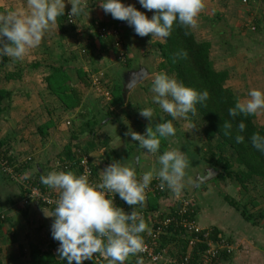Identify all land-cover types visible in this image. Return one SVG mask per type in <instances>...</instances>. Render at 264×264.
<instances>
[{
    "label": "clouds",
    "instance_id": "obj_1",
    "mask_svg": "<svg viewBox=\"0 0 264 264\" xmlns=\"http://www.w3.org/2000/svg\"><path fill=\"white\" fill-rule=\"evenodd\" d=\"M66 2L72 5L71 17L81 15L85 10L84 0H27V11L23 9L0 12V57L7 56L23 61L31 49L39 47L45 34L57 24L58 17L65 13ZM140 5L155 14L149 18L134 5H125L123 0H100V7L113 19L127 21L141 37L161 39L172 34L174 24L187 29L198 26V17L205 8V0H139ZM179 58L186 59L188 53L180 51ZM152 102L172 119L161 120L153 127L154 109L145 107L140 115L150 121L146 131L141 134L132 131L133 141L150 154L160 152L161 142L176 135L173 121L187 119L189 113L197 112V104L204 103L209 93L185 85L174 75L160 72L151 84ZM264 111V89L254 88L248 92L246 100H238L229 109V116L245 117ZM225 135L230 134L232 123L224 121ZM246 124L241 121L235 137L237 143H244ZM253 148L264 153V135L259 132L250 137ZM152 170L138 176L134 167L113 161L102 172L100 182H92L87 174L68 171H51L40 177V182L50 189L58 190L59 199L52 215L51 226L54 240L59 242L58 254L67 264H83L94 254L106 258L109 264H125L130 257L145 250L142 233L147 225L135 211L126 212L115 203V196L127 205L142 206L145 191L153 179L160 181L161 190L172 191L177 196L183 190L184 178L189 161L179 149L164 151L158 156ZM51 203V202H49ZM140 264V262H138Z\"/></svg>",
    "mask_w": 264,
    "mask_h": 264
},
{
    "label": "rangeland",
    "instance_id": "obj_2",
    "mask_svg": "<svg viewBox=\"0 0 264 264\" xmlns=\"http://www.w3.org/2000/svg\"><path fill=\"white\" fill-rule=\"evenodd\" d=\"M123 2L125 3V5H134L138 10L144 12L149 18H151L155 14L154 10L149 11L147 9H144L140 5L139 0H123ZM7 3L8 4L12 3L15 5L19 4L22 6V9L24 11H27V0H0V8L1 7L6 8L8 6ZM84 3L86 5L84 12L81 15L74 17V22L72 24L69 23L66 18L67 14L71 12L72 5L66 2L65 13L63 16L64 17L63 31L59 28V26L58 29H56V26L52 27L46 33L47 44L44 45L41 44L39 46L38 51H37L38 47L35 48L34 49L35 52L32 57H35L39 60H43L44 62L45 59L44 55L50 57L53 55H57L58 57H60L61 54H65L66 57L73 59L70 60L71 63L74 62L75 64H77V66H80L81 68H85V70H88L90 72L92 77L98 75L99 73H103L101 74V79H102V77H104V73H107L109 78V80H107L108 82L107 84H109V86H112L113 88V84L115 86L117 81L123 83L122 78L123 75L125 74L124 71L127 70L128 72V67L126 65L128 62L127 61L122 62V60L119 59L118 51L115 50V45L113 42L110 43L105 42L104 44L105 45L104 48L109 47L110 49V47H112L113 50H115L114 52L107 49L108 51L107 55L109 56L110 59L109 68L105 67L103 63L100 62L99 65H96L97 62H95V60L92 61L93 64L89 63L88 61H91L92 59L86 58L85 54H89V52L87 51L88 53H85V50L86 48L90 47V45L94 44L95 40H99L97 38V36H100L98 34L99 30L97 33L98 24L105 22L106 27L110 29H117V31L121 32L123 37H126L125 30H123L124 27L125 26L129 27V30L132 31V37L131 40L126 39V42L124 40V45L127 47L126 49L129 58H131L132 56L134 57V59L135 58L137 59L136 61L133 60L131 66L133 67L138 66V68L147 69L148 64H151V67L153 69L149 72L150 74L148 75V77L144 79L142 82H140L139 83L140 85L138 84L139 87H137L131 94H129L130 92L128 93L127 100L125 101L124 105L123 104L118 106L114 105L112 103V93H111V99L106 100L104 95L103 97L105 99L103 97L98 99L95 96V91L91 89L88 91V95L86 96V98L89 99V101H87L89 110H91V112L93 113V111H96L95 109H97L98 113L96 115L97 117L100 118L99 119L100 121L99 120L95 121V124L97 123V125L93 126V130L97 134H99L100 132L103 133L102 129H100L99 127V122L102 123V117H107L106 123L112 124L114 128L113 127L110 128V131H108L109 129L108 130L105 129L104 132L110 134L114 142H117L116 133L118 132V135H120L121 137L118 139V141L123 139L125 142V146L128 147L129 145V148H126L124 145L121 144V146H118L120 150L126 148L128 151L131 152V154H133L131 157L124 155L123 160L127 163L134 165L136 163L138 155L140 157L142 154V156L146 158L145 160L151 162L153 167L155 166L156 168H159L157 159L160 154L170 149L181 150L186 155L189 161V165L186 169V176L183 181L184 187L182 190V194L180 195L186 197L195 196L197 197V199L195 200L197 202H200L202 198V186L206 184L203 183L205 181L204 180L205 176L202 175H204L203 172H205L206 170L205 166H211V164L207 162V159H205V157H207V155L209 156L210 154H212V152L218 154V158L220 159L219 166L216 167L212 166V167L218 170L217 171L218 173L214 177L217 178L219 175V178H221L227 174L226 170L224 169L225 166L228 165L227 169L233 172V174L235 173V171L237 172L242 167L238 163L237 155L235 154V152L232 151L231 148L220 150L219 143L221 142V140L218 137H215L211 140L208 139V137L204 134L205 124L202 122L201 117L198 114V111L194 116L191 113H189L187 119L182 118L173 121L174 127L176 128V135L174 137H169L165 140H162L160 152L157 154H150L146 152L144 149H142L139 146L138 142L133 141L131 139L130 135H126V133L129 132V129L135 132H139L141 134H143L146 131L147 127L150 124V121L147 118H144L140 115V110L145 107H152L154 109V118L153 121L151 122L153 124V127L155 126L156 123L163 122L161 120V117H163V120L172 119L167 113H163L158 105L153 104L152 102L153 93L151 91L152 81L154 79V76L158 74L159 71L167 72L169 75H171L167 70L164 71L159 70V67L161 65V63L159 62L162 56L160 49L158 47V43L161 41H165V38L164 39L158 37L152 38L151 34L144 37L137 35L135 33L134 27L130 26L127 23V21L113 19L111 14H105L103 9L100 7V0H84ZM247 6L251 7V3L247 5L244 2V0H205V8L201 11L198 17V26L195 29H193L199 40H207L211 42L212 44L211 58L212 61L214 62L215 68L217 70L228 71L229 78L227 80V86H229L235 92L236 96L241 101L246 100L248 98V92L251 89L254 88L264 89V19L260 22L262 17H259L258 15L260 20L257 17V21H256V24H258V26L256 27L257 30L255 31L251 29L255 32H249V31L247 32L246 29L244 28V25H242V17H241V15L242 16L245 15L242 12H244V8H247ZM121 24H123V26L120 27ZM57 30H59L60 32ZM59 33L61 38H59ZM94 49L96 50L95 45H94ZM92 52L93 51L90 50V53ZM80 55L84 56L86 60L80 61L81 59L78 58V56ZM97 55L98 54L95 53V56ZM28 62L24 61V59L23 61L12 60L10 66L15 67L16 69H18L19 72H21L22 68L23 70H27L28 67L31 66L32 63H28ZM95 65L97 67H94ZM94 68L98 69L97 71L98 73L95 70L93 71ZM156 71L157 73L153 74V72ZM39 78L40 77L38 75L35 76V79L39 80ZM29 81L30 80L27 78L26 83ZM103 86L104 85L102 83L101 88ZM98 92L101 93L100 91ZM99 93H97L98 96H100ZM95 102L99 105V107L95 104ZM258 114L259 115L256 117L255 122L258 126H263L264 111H261ZM68 115L69 114L67 112L63 114L62 118H60V122H57V126L51 129L52 134L50 136L52 135L60 136L59 138L62 139V144H66L68 138L69 140L72 139V135L75 133L77 136L76 138H78V140L77 139L76 140L83 145V146L80 145L79 146L84 150L90 151L91 149L90 144L92 142L96 144L95 140L91 139L89 134L79 135L81 134L79 132V129L82 128L83 122L81 121V119L77 120L78 117L73 116V118H71L72 123L67 124L66 121L70 118V116ZM62 122L65 124L66 126L65 128L62 127ZM38 128H39V123L35 124V122H33L32 124L27 125L26 128L20 129V131H17L15 133L17 136H19V138H21L25 134L26 135L28 134V136L32 138L35 137L39 139V136L41 134ZM26 135L23 137H26ZM6 147L13 149L14 144L7 145ZM73 148L76 151V144L75 146H73ZM65 149L66 148L62 147V150ZM14 150L17 153V150L16 149ZM219 151L221 152V155L219 154ZM88 158L89 161L92 162L90 152L88 154ZM148 162L145 161L141 162L145 164L144 167H142V169L146 171L152 170L153 167H151L150 164H147ZM230 164L233 166V169H230ZM195 165H198V167L192 168ZM60 166L61 165L57 164V166H55L53 169H59V171H62V168ZM1 173L0 176L4 175L3 173L2 174ZM188 181L190 182L189 185H187L186 183ZM230 181L237 183L236 179L234 178L230 179ZM216 182L219 183H216V185L215 183H213L214 185L212 186H214L216 189L215 188L213 189V193H211L212 195L210 196V198L211 200L214 201H218L217 198L221 200L223 199L225 200V195L228 194L231 195V191H228L229 187L227 186L226 189L224 188L223 189L224 191L218 188L221 186H225L227 184L225 182H229V181L219 179V181ZM17 183L19 184V186H22L21 180H17ZM263 184H264V179L256 178L254 179V182H251V185H246V187L244 188L246 189L247 192L244 196L249 199L248 202L246 203L249 206V208L252 207L250 206V204L254 199L264 200V188H262ZM239 186L242 187L241 185ZM251 188H254L255 190L253 189L251 191ZM168 191L169 192L166 195L170 196L172 191L170 190ZM20 196L22 198H25L23 188H22V192L20 193ZM164 202L160 201L161 209L166 204ZM238 202L242 206H245L244 204L241 203L240 200H238ZM22 206L24 208L28 207L25 203H23ZM142 206L138 205L137 207L142 208ZM227 206L228 204L226 203L224 208H226ZM48 209L52 210L51 208ZM129 210L133 211L134 209H132L131 206ZM33 212L34 213L32 214L29 212V218L27 217L30 222L33 221L32 226L28 221L31 227V231H32L31 233L33 235L29 236L28 239L30 240L28 241L27 239L29 244L26 245L27 247H25V250L26 248L28 249L27 253L30 254V259H31V252L35 251L34 250L35 248L46 252L47 250L52 248V244L54 240L51 234V229L49 228L48 225L40 226V223L37 224L35 222L38 221V220H34L37 212L36 211ZM234 213L238 214V211H234ZM258 213L255 214L259 216L261 213L259 214ZM152 214L154 213L148 211L147 216L142 215L143 218L146 217V220L144 222L147 225V228L143 233L151 231L153 225L151 222ZM200 216H202V218L200 217L201 222L204 223L203 215ZM224 216L226 220L229 219L231 221L233 219V216L231 215L229 216L228 213H225ZM208 222L210 221L208 220ZM46 230H48L47 234L44 233ZM22 251L27 256V253L23 249ZM138 262H140V264H153L150 260H147L138 255L130 256L125 261V264H138ZM95 263H93L92 259L83 262V264H95Z\"/></svg>",
    "mask_w": 264,
    "mask_h": 264
},
{
    "label": "crops",
    "instance_id": "obj_3",
    "mask_svg": "<svg viewBox=\"0 0 264 264\" xmlns=\"http://www.w3.org/2000/svg\"><path fill=\"white\" fill-rule=\"evenodd\" d=\"M257 1L258 0H252L253 3H251V7L247 6V8H244V12L242 13L245 15H241L242 25H244V28L247 32H255L257 30L255 29V31H253L251 29L254 25L256 27L258 26V24H256L258 15L259 17H262L261 20L258 17L260 22L264 19V10ZM7 5L8 6L6 8L1 7L0 12L22 9V6L19 4L15 5L12 3H7ZM121 26H123V24H121L120 27ZM56 29H58L57 24ZM123 30H125V39L131 40L132 31L129 30V27L125 26ZM59 38H61L60 33ZM105 42L110 43L111 40H103L102 42H100V40H95L94 44L90 45L91 48H86L90 54V57L89 54H85L86 58L92 59L91 61L87 60L89 63H92V61L95 60V62H97L96 65H99L100 62L103 63L105 67L109 68L110 59L107 55V49L110 51L114 50L112 47H110V49L109 47L104 48L102 44ZM41 44H47L46 34L42 39ZM94 45L96 46V50L94 49ZM38 50L39 47L37 48V51ZM90 50L93 52L90 53ZM34 52V49L29 50L24 58V61H30L28 63L32 64L39 63V67L33 69L31 66H29L27 70H23L22 68L21 72H19L15 67L10 66L11 61L13 60L12 58L7 56L0 57V141L4 144V147L14 144L12 152L20 164V175L22 177L34 179L41 176H46L51 171H59V169L53 168L57 166L58 162L64 160L65 156H61L66 154V151L62 150V147H73L75 144L78 146H83L77 141L78 138H76L77 136L75 133L72 135V139L69 140L68 138L66 144H62V139L59 138L60 136H50L52 134L51 129L57 126V122H60V118H62L65 112H67L69 114L68 116H70V118L66 121L67 124L69 121H71L73 116L78 117L77 120L81 119L83 122L82 128L79 129V132L81 133L79 135L89 134L90 138L95 140L96 144L94 142L90 144L91 149L89 152L91 154L92 163L95 165V172H97V176L100 179L103 170L113 161H120L122 164L131 167L133 166L136 169L138 176H142L145 172H148L142 169L145 164L141 162H148V160H145L146 158L143 157L142 154L140 157L138 155L135 165L127 163L123 160L124 155L131 157L133 154H131V152L126 149L129 148V145L126 147L123 139L118 141V139L121 138L120 135H118V132L116 133L117 142H114L110 134L104 132L105 129H109L108 131H110V128L113 127L112 124L106 123L107 117H102V123L99 122V127L102 129L103 133H95L93 126L97 125V123L95 124V121L99 120L100 118L96 115L98 113L96 109V111H93V113L89 111L87 103V101H89L88 98L85 99V104L80 109L66 111L58 97L54 94L53 96L48 90L46 77L50 74L49 65H59L60 62H62V54L60 57L57 55H53L51 57L44 55L45 59L43 62V60L32 57ZM95 53L98 55L95 56ZM78 58L81 59L80 61L86 60L82 55L78 56ZM130 59L132 60V63L133 60H137L132 56ZM162 61L163 58H161L159 63H162ZM138 69H140L138 66L131 67L128 69V72H134ZM152 69L153 68L151 67V64H148L147 70L150 72ZM124 73L126 74L127 70L124 71ZM156 73L157 71L153 72V74ZM125 74L122 78L123 81ZM37 75L40 77L39 80L35 79V76ZM27 78L30 81L26 83ZM139 85L135 86L129 94L139 87ZM95 104L99 107L96 102ZM83 109H88V113L86 115L81 114ZM258 115L259 114H256V117ZM33 122H35V124L39 123L38 129L41 134L39 139L35 137L32 138L28 136V134H25L26 137H23L25 136L23 135L21 138L16 135L15 132L26 128L27 125H30ZM62 127H66L63 122ZM121 144L126 147L123 149L124 152L118 147L121 146ZM14 149L17 150V153ZM28 157H32V161H28ZM147 164H150L151 167H153L151 162H148ZM196 167H198V165H195L192 168ZM205 167L206 170L203 172L204 175L202 176H205L206 178L210 172V169L214 168L212 166ZM215 170L218 171L217 169ZM1 172L2 171L0 170V173ZM219 179L224 180L223 178H219L218 175L217 178L214 177L211 180H205L203 182L206 184L202 186V198L200 202L196 201L194 205L195 220L197 221L198 225L202 228L213 230L216 235L219 232V237L223 238L233 249L231 253L223 254L218 264H264V200L254 199L250 204L252 207L249 208V206L246 204L249 199L244 196L247 193L246 189L235 184L233 181H230V179H226L229 182H225L227 183L225 186L218 188L223 190L224 188L226 189L227 186L229 187L228 191H231V195L228 193L225 194H228L237 201L240 200L241 203L249 209L251 217L253 218V221H250L246 219L239 211L238 214H235L234 211H237V209L230 205L228 201L218 198V201L211 200L210 196L212 195L211 193H213V189L215 188L212 185H214L213 183H215V185L216 183H219L216 182L219 181ZM251 182H254V180ZM251 182H248L247 185H251ZM186 183L189 185L190 182L188 181ZM262 188H264V184L262 185ZM253 189L254 188H251V191ZM20 191L22 192V186H19L17 180L8 179L4 175L0 176V211L4 212L7 216V221L4 222L3 226L0 228V264H27L30 260V254L27 253L28 249L26 248L25 250V247H27L26 245L29 244V236L33 235L31 233L32 231L30 227V224L31 226L33 225V221L30 222L28 219L29 212L32 214L34 213L33 211H36L37 216L35 215L34 220L38 221L35 222L37 224L40 223V226L48 225L50 229L55 219L53 216H48L52 215L54 211L49 210L48 207H45L40 203L32 202L31 204L27 205L28 207L25 206L26 208H24L22 206L24 203V198L20 196ZM54 191L58 192V190ZM180 194H182V192ZM179 197H181V195L177 196L171 192L170 196H161L157 200L152 198L151 201L145 200L143 204L145 206H142V208L135 206L134 210L136 212H140V210L150 211V208L154 207L155 204L160 207V201L164 202L165 199V206H163L162 209L160 207L159 210L168 211L171 210V206L177 203ZM195 199H197V197H195ZM226 203L228 206L224 208ZM120 207H125V211L128 212L131 206L123 203L120 205ZM142 211L140 216L145 215ZM258 212L261 213L259 216L255 214ZM225 213H228L229 216H233V219L231 221L229 219L226 220L224 216ZM200 215H203L204 223L201 222L200 217L202 218V216ZM208 220L210 222H208ZM47 232L48 230H46L44 233L47 234ZM182 240L183 239H181L179 235H173L165 238V245L167 248H169L170 254L173 256L176 255L174 253H178V255L183 254V250H181L183 246ZM22 249L27 253V256L24 254ZM187 252H189L188 246L186 247L184 253Z\"/></svg>",
    "mask_w": 264,
    "mask_h": 264
},
{
    "label": "trees",
    "instance_id": "obj_4",
    "mask_svg": "<svg viewBox=\"0 0 264 264\" xmlns=\"http://www.w3.org/2000/svg\"><path fill=\"white\" fill-rule=\"evenodd\" d=\"M63 16L58 17L57 19V25L62 31L64 28ZM102 27H106L105 22L97 25V33L99 30L98 34L100 35L97 36V38L100 40V42H102L103 40H111L112 42L111 38H106L101 35L100 29ZM121 37L123 40H126L125 37L122 36V34ZM104 44L105 43H103L102 45L105 46ZM158 47L163 58L159 70H167L171 75H174L185 85L193 87L200 92L207 90L209 93L208 99L204 103L197 104L196 106L198 114L200 115L202 122L205 124L204 134L208 137L209 140L218 137L221 140V142L219 143V149L225 150L231 148L232 151L237 155L238 163L240 164V166H242L237 172L235 171L234 174L233 172L229 171V169H227L228 165L225 166L224 169L226 170L227 174L221 178H223L224 180L234 178L237 182L234 183L237 185H241L243 188L246 187L248 182H251L256 178L264 179V153H261L253 148L250 140V137L253 133L259 132L261 135H264V126H258L256 124V114L247 117L239 115L235 118L229 116V109L234 107L239 99L236 96L235 92L229 86H227V80L229 78L228 71L217 70L215 68L214 62L211 58V42L207 40H199L193 29H187L178 24H174L172 34L169 37L165 38L164 42H159ZM124 48L125 53L129 59L127 60L128 63L126 64L129 69L133 67L131 66L132 61L129 58L126 49L127 47L125 46ZM115 50L117 49L115 48ZM182 50L188 53L186 59L179 58L177 56V53ZM87 51L88 50L86 49L85 53H88ZM70 60L73 59H70L69 57H66L65 54H62V62H60L59 65H49L50 74L46 77L48 90L58 97L66 111H74L80 109L85 104V99L90 89L95 91V96L98 99L103 97L102 94L98 92L99 90L93 84V77L91 76L90 72L88 70H85V68L77 66V64H75L74 62L71 63ZM31 67L35 69L39 67V63L31 64ZM94 67L97 66L95 65ZM94 70L96 72L98 71L97 68H94L93 71ZM107 80H109L108 74L104 73V77H102L101 82L103 83L104 87L108 89L110 93H112V103L117 106L121 104L124 105L125 100L123 95V83L117 81L115 86L113 84L112 88V86H109V84H107ZM97 93H99L100 96H98ZM86 110L88 111V109H83L81 114L86 115L88 113ZM89 111L91 112V110ZM224 121H230L232 123V129L230 130L229 135H225V130L223 128ZM241 121L246 124L245 132L240 133L245 137V140L244 143H237L235 137L238 134L237 127ZM69 123L71 122L69 121ZM0 147L4 148L2 154L5 157H7L10 161L12 160L16 163H19L16 160L15 155H13L11 148L4 147V144L1 141ZM65 151L66 154L61 156H65L64 160L62 159L64 162L68 160H75L76 158L78 161L83 157V155L89 154V151L82 149L78 145H76V151L72 146L66 147ZM219 154L221 155L220 151ZM205 159H207V162L210 163L211 166H219L220 159L218 158V154H216L215 152H212V154H210L209 156L207 155ZM230 169H233V166L231 164ZM70 170L77 173L78 175L82 174L83 172V169L79 166L77 168L73 167ZM62 171L68 170L62 169ZM94 175L97 176V172H95ZM4 176L8 179H11L6 174H4ZM32 180H34L36 184H41L40 177L34 179L32 178ZM41 186L43 188L45 187L43 184H41ZM152 198L154 200H157L158 198H160V195H150L148 200L151 201ZM225 200L228 201L230 205L234 206L237 211H239L246 219L253 221L251 213L246 206H242L237 200L229 195H225ZM158 210L159 207L155 204L154 207L150 208L149 212L154 213ZM141 211L142 210H140V212L137 211V213L140 215ZM128 212L131 211L128 210ZM142 212H144V214L147 216L148 211ZM191 218L195 220V213L192 214ZM143 220L145 221L146 217H144ZM6 221L7 216L4 220H0V228ZM170 231L172 232V230ZM218 233L217 235L214 234V238L215 240L220 241L223 238H220ZM141 235H143V233ZM167 237L168 236H165L164 239ZM179 237L183 239V246L181 248L183 252H180L184 253L188 241L182 238L181 235ZM58 248L59 242L56 240H53L52 248H50L46 252L35 248V251L31 252V259L28 264H67L66 259L62 260L60 258L57 251ZM184 254H182L181 256H183ZM92 261L93 263H95L93 259ZM218 262L216 264H218ZM73 264H75V262H73ZM95 264H109V262L108 260H105L102 262H97Z\"/></svg>",
    "mask_w": 264,
    "mask_h": 264
},
{
    "label": "built area",
    "instance_id": "obj_5",
    "mask_svg": "<svg viewBox=\"0 0 264 264\" xmlns=\"http://www.w3.org/2000/svg\"><path fill=\"white\" fill-rule=\"evenodd\" d=\"M244 2L248 5L251 3V0H244ZM257 2L264 10V0H258ZM69 13L67 14V21L73 24L74 17H71ZM252 29L255 30L256 26L254 25ZM100 33L103 37L112 39L118 51L119 59L122 62H126L128 57L125 53V45L121 33L117 29H110L108 27H102ZM101 74L103 73L93 76V84L99 89L102 96H105L106 100H110V91L104 86L101 88ZM68 124L70 123L68 122ZM3 149L0 147V169L11 179L21 180L25 195L23 199L24 203L26 205L32 202L40 203L54 211L56 201L59 199V192L47 186L43 188L41 184H36L32 178L22 177L19 173L20 164L12 160L10 161L5 157L2 154ZM27 160L32 161V157H28ZM58 165H61L60 167L64 170H70L73 167L77 168L79 166L83 169L82 174H87L90 181L100 182L101 180L98 176L94 175L95 165L89 161L88 155H83L78 161L77 158L65 162L60 161ZM159 183L160 181L158 179H153L149 188L145 191V200H148L150 195L164 197L168 193L167 188L165 190L159 188ZM114 199L118 207H120V204L125 203L120 199L118 194ZM195 203L196 200L194 197L181 196L178 198L177 203L171 206V210L154 212L151 215L153 224L151 231L143 233L142 235L145 250L137 255L150 260L153 264H216L223 254L231 253L233 249L224 239L220 241L215 240L213 230L202 228L196 220L191 218L194 213ZM123 209L125 210V207ZM5 218L6 215L0 212V220H4ZM173 235H181L182 238L188 241L187 246L189 252L183 253V256H181L182 254L178 255V253H174L176 254L174 256L170 254L169 248L165 245L164 237ZM93 260L95 262H102L107 259L98 254H94Z\"/></svg>",
    "mask_w": 264,
    "mask_h": 264
},
{
    "label": "water",
    "instance_id": "obj_6",
    "mask_svg": "<svg viewBox=\"0 0 264 264\" xmlns=\"http://www.w3.org/2000/svg\"><path fill=\"white\" fill-rule=\"evenodd\" d=\"M149 75V71L146 68H140L134 72L129 71L124 76L123 81V95L124 100H127L128 93L140 82L146 79ZM217 174L215 169H210L209 174L206 176L205 180H211Z\"/></svg>",
    "mask_w": 264,
    "mask_h": 264
}]
</instances>
